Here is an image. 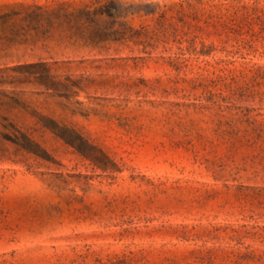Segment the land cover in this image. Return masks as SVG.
Masks as SVG:
<instances>
[{"label":"rangeland","instance_id":"rangeland-1","mask_svg":"<svg viewBox=\"0 0 264 264\" xmlns=\"http://www.w3.org/2000/svg\"><path fill=\"white\" fill-rule=\"evenodd\" d=\"M0 264H264V0H0Z\"/></svg>","mask_w":264,"mask_h":264},{"label":"trees","instance_id":"trees-1","mask_svg":"<svg viewBox=\"0 0 264 264\" xmlns=\"http://www.w3.org/2000/svg\"><path fill=\"white\" fill-rule=\"evenodd\" d=\"M50 130H52L59 138L65 140L66 143L74 146L81 153H89L93 149L81 136H79L73 130L57 125L50 128ZM15 132L18 134L15 135V141L18 142L24 150L36 154L37 146L18 130H15Z\"/></svg>","mask_w":264,"mask_h":264}]
</instances>
